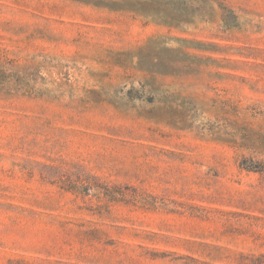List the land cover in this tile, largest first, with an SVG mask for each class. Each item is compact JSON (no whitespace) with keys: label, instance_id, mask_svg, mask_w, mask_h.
Segmentation results:
<instances>
[{"label":"rangeland","instance_id":"1","mask_svg":"<svg viewBox=\"0 0 264 264\" xmlns=\"http://www.w3.org/2000/svg\"><path fill=\"white\" fill-rule=\"evenodd\" d=\"M0 264H264V0H0Z\"/></svg>","mask_w":264,"mask_h":264}]
</instances>
